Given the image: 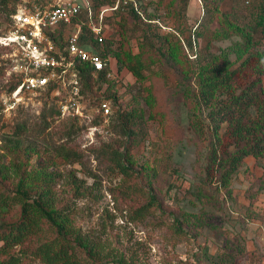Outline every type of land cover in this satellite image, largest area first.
<instances>
[{"label":"trees","instance_id":"1","mask_svg":"<svg viewBox=\"0 0 264 264\" xmlns=\"http://www.w3.org/2000/svg\"><path fill=\"white\" fill-rule=\"evenodd\" d=\"M115 1L90 0V3L95 13L103 7L112 6ZM18 2L19 0H0V10L7 12L6 14L10 16ZM153 3L157 7H162L164 1L153 0L150 4ZM249 3L245 5L243 0H231L229 11H220L217 2L204 0L203 14L195 28L197 38L204 35L206 38H228L231 32L241 38L242 44L235 45L236 48L233 51L236 59L241 61L234 68H231L232 61L226 53L205 56L198 69L192 68L191 61L183 48L186 43L187 47L193 51L191 33L182 39L171 32H159L151 22L142 20L129 6L121 5L107 15L108 21L113 22L115 33L119 34V37L116 38L111 36L112 32L109 33L105 39L104 48L106 54L114 58L118 72L127 71L135 77L136 81L141 82L147 78L163 79L164 82L160 85L161 87L159 86L162 88L160 95L164 96L166 102L172 95L173 89L177 92L176 95L186 97L198 93L199 99H202L207 106L216 102L215 108L207 116L213 123L214 134L210 142L209 161L202 168L203 176L200 181L203 184L197 185L193 191L195 197H203L211 203L215 202L217 198L215 194L220 189H223L231 198V176L242 166L244 162L242 160L252 156L256 163L261 164L264 159V88L262 84L264 82V0H250ZM171 4L173 7L170 9L177 22L176 32L184 35L179 23L189 0H172ZM9 6H11L10 9ZM79 18L86 22V13L82 11ZM213 21L217 23V27L212 30ZM7 23L1 25L0 22V25L4 26L0 34L7 29ZM63 34V28L55 33L56 43L60 48L65 45ZM134 39L137 41L136 53L132 48ZM80 42L95 46L85 24L82 27ZM0 48L3 47L0 46ZM153 50H156L157 55L151 62H145L142 55ZM63 53L67 54L66 51ZM79 67L85 85L83 87L94 95L99 94L102 89L103 97L101 98L111 101L109 132L117 134L122 140H130L132 146L142 142L147 135L143 113L139 110V105L129 110L123 107L116 91L122 83L105 80L103 74H100V78L96 81L86 63H82ZM193 79L197 83V89L190 85ZM11 86L13 83H9L7 87ZM130 86L133 87L131 88L133 95L143 88L141 84ZM150 86L146 98L149 105L155 108L160 106L159 99L158 105L153 102V100L157 101L158 91L152 82ZM223 91L224 101H213L214 96L217 97ZM55 116H59V111L56 105H53L48 112L42 111L41 119L48 125V119ZM162 117L159 110L152 115L153 120L162 119ZM69 121L68 127L61 136L72 139V136L78 134L82 127L79 126L77 117L69 118ZM222 123L226 126L220 136L218 130ZM25 125V121L20 123L16 120L7 127L8 131H12V136H16L24 133L27 129ZM164 133L165 144H170L167 129ZM14 141L7 140V143L2 146L5 154L11 157L8 163L2 161L3 155L0 154V264H22L23 258L28 256L39 259L42 264H126L123 255L102 254L100 247L82 234L80 226L77 225L74 216L75 201L85 196L83 187L85 181L78 178L74 170L62 176L54 169L53 157H42L34 149L28 146L23 147L18 140ZM112 145L113 143L102 142L98 148H91V150L96 152L97 158L104 160L114 175L120 177L111 188L121 193L123 198L133 195L141 197L143 193H146L147 199L129 210V220L134 221L148 214L152 207L157 206V203L152 190L144 189L136 181L142 176L143 167L136 163L129 146L125 144L123 148H120L112 147ZM54 152L66 161L82 163L83 152L77 145L61 146ZM35 153H37L36 156H34ZM166 159L170 160L169 153L166 154ZM214 177L219 184L213 187L209 182ZM248 180L245 197L249 201V206H252L264 190V172L259 176L249 177ZM58 185L62 187L58 189ZM207 185L211 186L213 193L206 189ZM63 192L64 195L59 199V194ZM219 207L218 204L217 208ZM201 211L197 214L198 217L203 218L204 223L213 228L207 222L211 214ZM247 216L254 218L252 212ZM174 224L175 232L181 231L183 222L175 218ZM27 240L35 241L36 244L32 249H17ZM236 250L244 255L243 246ZM227 256L230 257V254ZM226 263L224 253L209 261V264Z\"/></svg>","mask_w":264,"mask_h":264},{"label":"rangeland","instance_id":"2","mask_svg":"<svg viewBox=\"0 0 264 264\" xmlns=\"http://www.w3.org/2000/svg\"><path fill=\"white\" fill-rule=\"evenodd\" d=\"M163 1L162 7H157L155 3L149 4L145 13L146 18L159 32H171L181 38L191 33L193 51L187 47L186 43L183 48L191 61L192 68L198 69L205 56H218L224 53L232 61L231 68L240 63L241 60L236 59V54L233 52L235 45L242 44L239 36L232 32L228 38H206V35L197 38L195 36V28L203 14L204 0H189L179 23L184 35L176 32V17L170 9L173 7L172 0ZM208 1L217 2L220 11L230 9L231 0ZM243 1L245 5L250 4V0ZM6 13L0 10L1 25L9 21V14ZM108 17H105V24L109 27L110 33L112 32L111 36L118 38L119 34L115 33V26L112 21H108ZM154 20L165 26L166 30L159 27ZM1 25L0 31L4 27ZM216 27L217 23L213 21L211 29ZM136 42L135 39L132 40L135 53L138 51L135 47ZM4 50L0 48V95L11 83L7 81L6 75L8 74L5 73L2 65L1 55L5 52ZM156 55V50H153L145 52L142 56L145 62L149 63ZM111 59L114 63V58L111 57ZM119 75L122 77L120 81L122 85L117 87L116 91L122 90L123 86L126 88L121 94V96L124 95L123 107L129 110L139 105V110L143 113L147 135L142 142L132 146L130 140H122L117 134L108 132L106 137L98 138L90 147L84 148L82 145L83 128L78 134L72 136V139L61 136L70 123L67 117L55 116L48 119V125L42 121V111L48 112L51 106L56 105V102L49 96L37 94L27 96L15 109L8 112L0 110L2 161L8 163L11 158L10 155L5 154L2 146L7 143V140H13V142L18 140L23 147L28 146L34 149L42 157H53L54 169L62 176L74 170L75 175L85 181L83 184L85 196L75 201L74 211L81 233L85 234L96 246L98 245L102 254L123 255L126 264H209L211 259L218 258L222 253H224L226 264H264V190L252 206H249V201L245 197V189L249 184L248 178L259 176L264 172V159L261 164L256 163L252 156L242 160L244 161L242 166L231 176V198L223 189L215 194L217 198L214 203L207 202L203 197H195L193 191L197 185L203 184L200 181L203 176L202 168L209 161L210 142L214 134L213 123L207 116L215 108L216 102L207 106L202 99H199L198 93L186 97L176 95L177 92L174 89L166 102L164 96L160 95L162 93L160 85L164 82L163 79L147 78L142 82L136 81L131 73L124 70L120 71ZM151 82L158 91L157 101L153 100V102L155 105L160 103V106L155 108L149 105L146 98ZM132 84L134 86L141 84L147 90L141 88L134 96L131 92L133 87L130 86ZM196 84L193 79L190 85L197 89ZM262 84L264 88V82ZM84 89L86 108H95L97 102L103 97L102 89L99 94L95 95L86 88ZM213 101H224V91L217 97L214 96ZM162 102L164 103L161 104ZM157 110L163 117L153 120L152 115ZM16 120L20 123L25 121L27 129L24 133L12 136V131H8L7 126ZM225 126V123L220 124L218 135L221 136ZM165 129L168 131L170 144H165ZM102 142L113 143L112 147L120 148L126 144L131 149L130 153L136 163L143 167L142 176L136 181L144 189L152 190L157 203V206L152 207L145 216L134 221L129 220V210L146 200L147 195L143 193L141 197L133 195L123 198L121 193L111 188L115 186L120 177L114 175L104 160L97 158L96 152L91 150V148H98ZM70 145H77L83 152L82 163L66 161L62 156L55 155V149ZM167 153L170 154L169 161L166 159ZM209 184L214 187L219 182L214 177ZM211 186L207 185L206 189L213 193ZM61 187L58 185V189ZM63 195L64 192L60 193L59 199ZM218 204L219 208H217ZM201 210L211 214L207 222L213 228L204 223L203 218L198 217L197 214ZM250 212L253 213V219L247 216ZM175 218L183 222L181 231L178 233L173 229ZM35 244V241L27 240L17 249H32ZM240 246L244 247V255L236 250ZM226 254H230V257ZM22 264L42 263L39 259L28 256L23 258Z\"/></svg>","mask_w":264,"mask_h":264},{"label":"built area","instance_id":"3","mask_svg":"<svg viewBox=\"0 0 264 264\" xmlns=\"http://www.w3.org/2000/svg\"><path fill=\"white\" fill-rule=\"evenodd\" d=\"M152 1L116 0L112 6L94 13L90 0H19L9 16L7 29L0 34V46L5 49L2 65L8 74L7 81L13 83L0 95V110L8 112L17 108L30 95L49 96L56 102L60 116L78 118L83 128L84 148L94 144L98 137H106L111 101L102 99L95 108H86L79 65L86 63L96 81L103 74L105 80L120 82L122 77L116 63L104 48L110 33L105 17L122 5L131 7L142 20L148 21L145 13ZM82 11L87 15L86 22L79 18ZM84 24L95 46L80 42ZM60 28L64 29L62 48L57 46L55 38ZM125 89L123 86L117 92L121 103Z\"/></svg>","mask_w":264,"mask_h":264},{"label":"crops","instance_id":"4","mask_svg":"<svg viewBox=\"0 0 264 264\" xmlns=\"http://www.w3.org/2000/svg\"><path fill=\"white\" fill-rule=\"evenodd\" d=\"M261 200V199H260Z\"/></svg>","mask_w":264,"mask_h":264}]
</instances>
